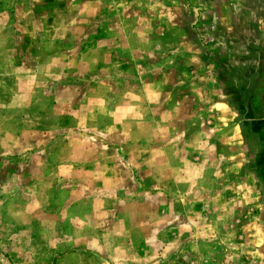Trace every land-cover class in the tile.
Masks as SVG:
<instances>
[{
	"label": "rangeland",
	"instance_id": "1",
	"mask_svg": "<svg viewBox=\"0 0 264 264\" xmlns=\"http://www.w3.org/2000/svg\"><path fill=\"white\" fill-rule=\"evenodd\" d=\"M239 0H0V264H263L211 61Z\"/></svg>",
	"mask_w": 264,
	"mask_h": 264
},
{
	"label": "flooded vegetation",
	"instance_id": "2",
	"mask_svg": "<svg viewBox=\"0 0 264 264\" xmlns=\"http://www.w3.org/2000/svg\"><path fill=\"white\" fill-rule=\"evenodd\" d=\"M215 33L212 65L240 126L243 172L257 193L264 235V0H239L229 26Z\"/></svg>",
	"mask_w": 264,
	"mask_h": 264
},
{
	"label": "trees",
	"instance_id": "3",
	"mask_svg": "<svg viewBox=\"0 0 264 264\" xmlns=\"http://www.w3.org/2000/svg\"><path fill=\"white\" fill-rule=\"evenodd\" d=\"M212 58V61H211V63L213 64L214 63V56L213 57H211ZM214 66H216V65H214Z\"/></svg>",
	"mask_w": 264,
	"mask_h": 264
}]
</instances>
